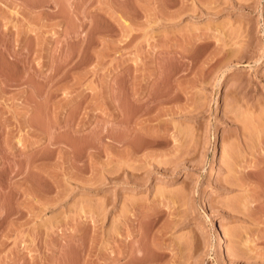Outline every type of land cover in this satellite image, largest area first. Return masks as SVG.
I'll list each match as a JSON object with an SVG mask.
<instances>
[{"label": "rangeland", "instance_id": "obj_1", "mask_svg": "<svg viewBox=\"0 0 264 264\" xmlns=\"http://www.w3.org/2000/svg\"><path fill=\"white\" fill-rule=\"evenodd\" d=\"M0 264H264V0H0Z\"/></svg>", "mask_w": 264, "mask_h": 264}, {"label": "bare ground", "instance_id": "obj_2", "mask_svg": "<svg viewBox=\"0 0 264 264\" xmlns=\"http://www.w3.org/2000/svg\"><path fill=\"white\" fill-rule=\"evenodd\" d=\"M224 234H222L221 231H219L218 229V239H217V242H216V245H215V248L217 250H221V251H224L225 250V246H226V240H225V236H223Z\"/></svg>", "mask_w": 264, "mask_h": 264}]
</instances>
